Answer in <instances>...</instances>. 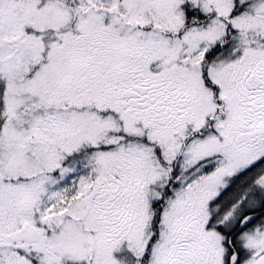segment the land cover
Masks as SVG:
<instances>
[{
	"label": "snow or ice",
	"instance_id": "6c2138e0",
	"mask_svg": "<svg viewBox=\"0 0 264 264\" xmlns=\"http://www.w3.org/2000/svg\"><path fill=\"white\" fill-rule=\"evenodd\" d=\"M0 264H264V0H0Z\"/></svg>",
	"mask_w": 264,
	"mask_h": 264
}]
</instances>
